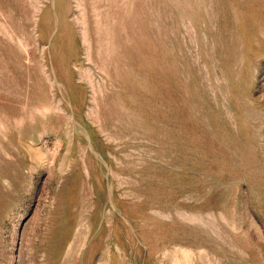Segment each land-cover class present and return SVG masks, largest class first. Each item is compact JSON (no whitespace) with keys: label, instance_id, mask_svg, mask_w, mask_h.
Wrapping results in <instances>:
<instances>
[{"label":"rangeland","instance_id":"rangeland-1","mask_svg":"<svg viewBox=\"0 0 264 264\" xmlns=\"http://www.w3.org/2000/svg\"><path fill=\"white\" fill-rule=\"evenodd\" d=\"M0 264H264V0H0Z\"/></svg>","mask_w":264,"mask_h":264},{"label":"bare ground","instance_id":"bare-ground-1","mask_svg":"<svg viewBox=\"0 0 264 264\" xmlns=\"http://www.w3.org/2000/svg\"><path fill=\"white\" fill-rule=\"evenodd\" d=\"M125 17V16H124ZM108 18V17H107Z\"/></svg>","mask_w":264,"mask_h":264}]
</instances>
